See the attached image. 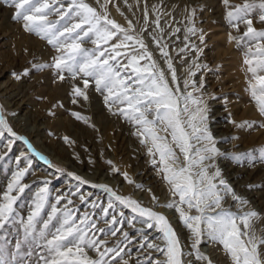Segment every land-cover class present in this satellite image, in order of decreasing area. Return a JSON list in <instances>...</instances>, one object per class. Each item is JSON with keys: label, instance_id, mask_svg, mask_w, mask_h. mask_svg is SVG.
I'll return each instance as SVG.
<instances>
[{"label": "rangeland", "instance_id": "rangeland-1", "mask_svg": "<svg viewBox=\"0 0 264 264\" xmlns=\"http://www.w3.org/2000/svg\"><path fill=\"white\" fill-rule=\"evenodd\" d=\"M84 2L98 13L106 11L108 18L122 28L127 29L131 23L135 31L129 35L144 41L169 86L175 90L178 85L182 95L192 92L194 98L207 106L208 128L222 155L205 166L215 164V169L209 168V174L219 169L235 195L247 201L246 206L240 205L229 195L225 196L222 207L236 215L256 212L259 219L252 221L253 230L258 238H264V116L248 90L252 77L245 64L248 49L260 41L250 42L244 37L247 27L243 21L237 25L227 16L229 11L246 3L256 5L249 10L247 18L252 19L258 32L264 31V23L260 22L264 9L258 7L264 0H228L232 7L226 6L224 0H109L106 7L105 0ZM63 5L71 6L68 0H63ZM0 7V110L15 136L22 138L15 140L5 133L0 139V201L17 172L26 173L20 182L24 192L13 193L19 197L13 218L0 229V264H43L41 254L47 252L42 244L46 241L40 232L51 239L63 222L64 212L71 213L77 223L88 216L95 225L89 238L95 233L106 247L119 245L120 256L115 260L108 257L111 264H154L156 260L164 264L163 254L144 244L149 240L156 248L164 247L162 234L148 229L147 219L119 204L112 193L164 216L180 240L183 264H207L196 259L192 233L175 209L167 207L173 202L174 194L160 172L159 163L153 164L154 159L158 161V155H148L150 142L147 146L141 143L137 135L140 129L122 115L113 114L120 105L105 103L107 91L98 90L94 78L77 72L79 78L73 79L71 72L58 71L54 64L61 53L46 39L24 30L23 21L14 18L16 9L11 0H0ZM58 19V15L51 17L53 21ZM64 23L60 21L57 27ZM189 28H195V32L190 34ZM118 42L120 37L112 43ZM82 46L86 50L95 48L88 39ZM161 50H166L168 57L162 56ZM128 51L139 54L134 47ZM120 59L127 63L123 57ZM169 59L176 72L175 83L168 70ZM147 63L145 60L141 66ZM118 70L123 72V66ZM24 72L28 75L24 76ZM186 81L194 83L195 88H185ZM85 82L89 84L87 89ZM74 87L84 91L88 99L77 97ZM18 93L20 96L15 98ZM73 114L84 119L77 120ZM100 118L103 123H98ZM39 128L43 133L39 138L34 137ZM53 147L65 152L66 158L49 155L48 152H54ZM235 170L236 175L240 174L236 178ZM105 187L111 192L104 191ZM45 188L46 199L36 221V231L26 237L24 225ZM175 200L178 203L179 197ZM109 202L112 209H108ZM93 204L97 207L92 208ZM53 208L57 217L44 229ZM191 215L196 213L193 211ZM113 218L118 221L115 225L111 224ZM124 233L128 234L126 241ZM199 251L211 264H231L222 245L210 241L206 235ZM87 252L89 257L97 259L94 250ZM261 252L264 254V247Z\"/></svg>", "mask_w": 264, "mask_h": 264}, {"label": "snow or ice", "instance_id": "snow-or-ice-1", "mask_svg": "<svg viewBox=\"0 0 264 264\" xmlns=\"http://www.w3.org/2000/svg\"><path fill=\"white\" fill-rule=\"evenodd\" d=\"M108 2L109 0H105V7ZM68 3L71 6L65 8L63 0H11V4L16 9L14 18L23 21L24 30L41 39H46L61 53L56 58L54 67L58 71L71 72L73 79L79 78L77 72L84 77L94 78L97 89L107 91L105 103L120 105L119 111L113 114L122 115L125 120L135 123L140 129L137 135L142 144L147 146L150 142L148 155L152 157L158 155V161L154 159L153 164L159 163L160 172L174 194L173 202L167 207L175 209L181 222L192 233L194 238L192 246L195 249L196 259L211 264L209 258L199 251V246L206 235L210 241L222 245L231 264H264V258H262L264 254L261 252V248L264 247V238L256 236L252 224L253 220L259 219L258 214L249 211L243 215H236L224 209L222 205L225 196L230 195L234 201L244 206L247 205V201L235 195L222 178L219 169L209 174V168L215 169V164L208 163L205 166L206 162L222 155L215 147L217 141L213 139L208 128L207 106L202 100L194 98L192 92L182 95L178 85L175 90L169 86L165 74L152 60L144 41L129 35V32L135 31L131 23L127 29L122 28L108 18L106 11L103 14L98 13L84 0H68ZM224 3L232 7L228 4V0H224ZM253 7L257 6L246 3L242 7H236L235 11H229L227 16L229 21H235L237 25L243 21L247 27L244 37L250 42L260 41L254 43V48L248 49L245 64L252 77L248 90L260 115L264 116V31L258 32L253 27L252 19L247 18L249 10ZM258 7L264 9V3ZM54 15H58L59 19L51 20ZM74 20L78 22H71ZM60 21L65 23L57 27ZM260 22L264 23V14L260 16ZM157 27H159V19H157ZM236 30L239 31L238 26ZM176 31L178 32L179 29ZM188 32L194 33L195 28H189ZM118 37L120 42L113 44L112 42ZM86 39L95 45L93 50L83 48L82 43ZM201 40L203 42V38ZM130 47L136 48L139 54L133 55L129 52ZM157 47H160L159 42ZM161 55L168 57V52L161 50ZM121 57L127 63H124ZM145 60L149 63L141 66ZM167 63L172 82L175 83V69L170 59ZM121 66H123V72L118 70ZM23 75L27 76L28 73L24 72ZM192 75L195 76L196 73ZM63 79L64 77L61 76V80ZM88 87L89 84L85 82L84 88ZM187 87L195 88V84L186 81L185 88ZM73 92L77 97L88 99L80 88L74 87ZM73 115L77 120L84 119L78 114ZM150 116L151 119H149ZM5 133L14 137L15 140L22 139L15 136L0 110V139ZM66 142H68L67 138ZM24 143L28 142L25 140ZM29 148H31L30 145ZM25 174V171L17 172L13 183L9 185L7 193L0 201V229H3L13 218L14 205L19 198L13 193L24 192L25 189L20 186V182ZM73 178L76 179V177ZM125 179L132 183L127 176ZM80 183L84 182L80 181ZM103 190L111 192V189L106 187ZM46 193L45 188L43 195L38 196L35 210L24 225L26 237L36 231V221L44 208ZM112 196L125 208H130L138 216L146 218L148 229H154L162 234L164 247L156 248L148 240H145L144 244L153 251L163 254L164 264H183L184 253L180 240L164 216L142 208L131 199L121 198L115 193H112ZM177 196L178 203L175 200ZM81 200L83 202V197ZM68 203L71 204V201L69 200ZM91 207L96 208L97 205L93 204ZM112 208L113 204L109 202L108 209ZM193 211L196 215H191ZM104 212L107 216V209ZM62 215L63 222L51 234V239H47L45 232H40L42 240L46 241L42 244L47 252V255L41 254L43 264H111L109 256L112 260L120 256V252L117 251L119 245L117 248H108L99 241L95 233H92V237L89 238V233L95 225L89 221L87 215L78 223L71 213L64 212ZM56 217L57 210L53 208L48 222L43 225L44 229H48ZM117 223L115 218L111 220L112 225ZM99 231L103 234V230ZM124 239H128L127 233H124ZM19 247L18 244L17 251ZM87 249L94 250L97 259L89 257ZM154 264H160V261L156 260Z\"/></svg>", "mask_w": 264, "mask_h": 264}, {"label": "bare ground", "instance_id": "bare-ground-1", "mask_svg": "<svg viewBox=\"0 0 264 264\" xmlns=\"http://www.w3.org/2000/svg\"><path fill=\"white\" fill-rule=\"evenodd\" d=\"M211 3V2H210ZM0 10H1V7H0ZM5 16H8V13L5 15ZM238 85V84H237ZM27 92V91H26ZM10 93V92H9ZM20 96V93H18V94H15V98H17V97H19ZM12 99V98H11ZM89 100L91 101V100H93V98L92 97H90L89 98ZM14 104V103H13ZM16 105H14V107H15ZM95 110V109H94ZM94 110H92V111H94ZM99 110L101 111V109L99 108ZM98 110V111H99ZM97 111V110H96ZM13 112V111H12ZM98 113V112H97ZM22 120V119H21ZM26 121V120H25ZM103 121L104 120H102L101 118L98 120V123H103ZM21 122V121H20ZM21 124V123H20ZM100 125V124H99ZM42 128V127H41ZM44 128V127H43ZM48 129V128H47ZM44 130H45V128H44ZM47 132V131H46ZM43 133V130L41 129L40 130V128L39 129H37V131H35L33 134L35 135L34 137H38V136H40L41 134ZM44 135V134H43ZM39 138V137H38ZM99 145V144H98ZM76 146V145H75ZM40 147H42L41 145H40ZM81 147V146H80ZM224 149V148H223ZM43 150H45L44 148H43ZM46 151V150H45ZM53 153H49L48 152V154L49 155H52V156H54L53 154H57L60 158H66V153L65 152H63V151H58V149H56V147L54 148L53 147ZM103 153V152H102ZM73 154V153H72ZM76 154H77V152H76ZM85 154V153H84ZM82 155V154H81ZM106 155V154H105ZM22 156H25V154L24 155H22ZM107 169V168H106ZM240 171V170H239ZM113 175V174H112ZM103 176V175H102ZM236 176H240V174H237L236 175V170L234 171V177L236 178ZM251 176V175H250ZM107 177V176H106ZM96 180V179H95ZM37 182V181H36ZM263 184V183H262ZM114 187V186H113ZM156 197V196H155ZM153 230V229H152ZM139 232V231H138ZM155 235V234H154ZM182 235V234H181ZM143 238V237H142ZM146 238V237H145ZM152 239V238H151ZM120 240V239H119ZM123 240V239H122ZM128 240V239H127ZM124 241H126V240H124ZM133 241V240H132ZM149 241V240H148ZM119 242V241H118ZM120 243V242H119ZM128 243V242H127ZM118 246V245H117ZM140 246V245H139ZM146 247H148V246H146ZM162 263V262H161Z\"/></svg>", "mask_w": 264, "mask_h": 264}]
</instances>
